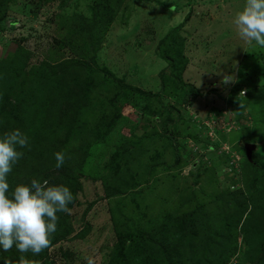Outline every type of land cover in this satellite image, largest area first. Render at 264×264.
<instances>
[{
	"label": "rangeland",
	"instance_id": "374dc122",
	"mask_svg": "<svg viewBox=\"0 0 264 264\" xmlns=\"http://www.w3.org/2000/svg\"><path fill=\"white\" fill-rule=\"evenodd\" d=\"M94 5L95 0H10L0 22V61H18L20 54L28 58L26 70H33L43 61L55 65L74 60L78 50L88 55L92 49L85 41L74 40L70 47L60 41L65 34L62 19L91 20ZM244 5L245 0L122 2L95 51L98 72L81 76L79 71L82 87L91 93L82 114L83 130L77 129L82 132L73 143L80 144L86 155L80 156L79 190L69 204L71 213L57 221V229L71 232L51 245L45 258L31 251L20 253L15 245L9 251L0 247V264H17L21 255L38 259L37 264H87V257L95 264H108L119 233L157 216L192 219L197 215L191 213L194 207L210 204L220 193L253 192L246 185L253 180L248 173L264 168V123L253 99L264 85V47L247 44L233 24ZM181 23L186 67L178 84L168 80L164 84L161 75L169 76L170 70L157 45ZM18 47L25 52L17 54ZM218 72L235 75L237 82L221 84ZM29 78L22 82L26 88ZM181 84L185 90L195 87L199 95L182 94ZM7 97L8 102L0 100L5 104L0 113L9 104L16 105ZM47 107L55 106L47 101L41 122L49 120ZM242 128L252 143L245 142ZM172 132L178 137L168 148L166 134ZM246 144L254 145L249 157L253 170L246 162ZM253 186L261 189L259 183ZM111 192L116 195L108 196ZM233 201L231 197L229 204ZM237 238L239 253L228 264H251L240 259L242 233Z\"/></svg>",
	"mask_w": 264,
	"mask_h": 264
},
{
	"label": "trees",
	"instance_id": "16d2710c",
	"mask_svg": "<svg viewBox=\"0 0 264 264\" xmlns=\"http://www.w3.org/2000/svg\"><path fill=\"white\" fill-rule=\"evenodd\" d=\"M9 1L0 0V22L5 17ZM123 1L95 0L92 18L88 21L74 16L62 19L65 34L60 41L63 40L68 47L72 46L74 40L85 41L92 49L88 55L78 50L75 52L74 60L55 65L43 61L34 66L33 70H26L28 58H21L19 51L23 53L25 51L18 47L17 57L20 60L0 61V100L8 102L9 95L10 101L14 100L16 104H9L6 107L9 113H4L6 110L0 113V138L14 130H20L28 137V147L17 146V150L24 155L7 176L10 185L7 193L9 197L16 186L20 184L30 186L32 179H37L41 183L48 180L49 186H66L73 196L79 190L76 175L83 163L80 156L86 155V150L80 147V144L73 142L78 140L76 137L82 132L77 129L83 130L81 129L82 114L90 105L88 96L91 93L90 89L85 90L82 87L79 71L82 69L81 76L87 71L90 76L98 72L94 66L95 51ZM187 18L188 15L184 22ZM183 24L169 30L157 45L159 56L167 62L166 68L170 70L169 76L161 75L164 84L167 83L166 80L178 84V81H181V73L186 67V59L182 54L184 38L179 34ZM2 29L0 23V32ZM27 77H30V84L26 88L22 82ZM126 88L138 92L129 85H126ZM177 88L178 85L173 87L175 92ZM16 89L17 91L12 93ZM179 89L182 94H191L192 97L199 95V91L191 85L185 90L184 85L181 84ZM253 99L257 104L259 120L264 123V85L256 90ZM47 101L55 107L50 110L48 105L47 108L51 112L50 115L47 114L49 120L44 119L41 122L40 112L45 109ZM229 103L239 108V103L231 101ZM254 103L251 105L252 109ZM4 105L0 104V109ZM242 129L245 142L252 143L253 139L247 133V129ZM166 136L168 148L173 147L174 138L178 135L172 132ZM56 152L65 155V162L59 169L56 168L54 156ZM246 162L249 168L253 167L251 169L253 170L254 163L250 159ZM257 171V174L252 171L248 173V177L251 176L253 182H250L249 178L245 180L249 181L246 185L253 190L251 194L247 195L242 190L238 191L237 196L235 192L230 195L220 193L210 204L194 207L191 213L197 215L192 219H189L188 215L186 217L170 215L165 218L160 217L161 219L157 216L148 223H143L139 228L125 234L119 233L114 253L108 264H228L238 255L241 247L237 241L238 232L242 233L244 247L240 259L245 260L246 263L264 264V168ZM254 182L261 185L259 191L253 186ZM107 195L115 196L116 193L111 192ZM231 197L234 201L229 204ZM232 210L237 213L234 214ZM64 214L57 212L58 220H61ZM244 215L247 216L243 219ZM259 218L263 224L258 221ZM240 223H242L241 227H239ZM131 227H134V223H131ZM67 229H57L51 234L50 246L69 235L71 231ZM62 231L64 232L61 233ZM41 254L42 257L32 255L45 258L47 249Z\"/></svg>",
	"mask_w": 264,
	"mask_h": 264
},
{
	"label": "clouds",
	"instance_id": "9594fccd",
	"mask_svg": "<svg viewBox=\"0 0 264 264\" xmlns=\"http://www.w3.org/2000/svg\"><path fill=\"white\" fill-rule=\"evenodd\" d=\"M233 24L239 36L247 43L255 42L264 47V0H245L243 10L238 11ZM223 78V85L236 83L235 75L216 73ZM240 95L245 96V92ZM28 147V137L14 130L0 138V247L9 251L15 247L20 253L31 251L39 255L50 247V235L57 230V212L71 213L68 207L74 196L66 186H49V181L42 183L32 179L29 185L15 187L11 197L7 195L10 185L7 176L24 153L17 150ZM56 168L65 162L62 152L54 153ZM87 264H95L93 257H87ZM17 264H37V261L21 255Z\"/></svg>",
	"mask_w": 264,
	"mask_h": 264
},
{
	"label": "water",
	"instance_id": "95a60500",
	"mask_svg": "<svg viewBox=\"0 0 264 264\" xmlns=\"http://www.w3.org/2000/svg\"><path fill=\"white\" fill-rule=\"evenodd\" d=\"M254 149L253 144H246L245 145V152H246V157L249 159L250 157V152Z\"/></svg>",
	"mask_w": 264,
	"mask_h": 264
},
{
	"label": "built area",
	"instance_id": "2783aa9c",
	"mask_svg": "<svg viewBox=\"0 0 264 264\" xmlns=\"http://www.w3.org/2000/svg\"><path fill=\"white\" fill-rule=\"evenodd\" d=\"M214 126L216 125V123L213 124Z\"/></svg>",
	"mask_w": 264,
	"mask_h": 264
}]
</instances>
